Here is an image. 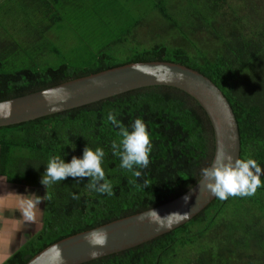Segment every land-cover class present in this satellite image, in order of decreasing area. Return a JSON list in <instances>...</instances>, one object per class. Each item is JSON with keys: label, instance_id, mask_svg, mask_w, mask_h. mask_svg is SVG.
<instances>
[{"label": "trees", "instance_id": "1", "mask_svg": "<svg viewBox=\"0 0 264 264\" xmlns=\"http://www.w3.org/2000/svg\"><path fill=\"white\" fill-rule=\"evenodd\" d=\"M113 1L126 6L120 7L128 17L124 29L111 34L110 40L80 65L7 72L3 69L6 62L1 60L0 101L128 63L180 64L210 79L224 94L239 127L240 158H253L264 169V0H158L151 8L163 22L156 25V33L164 37L156 34V40L144 48L136 47L143 42L131 43L141 8L127 6V0ZM57 7L59 11V6H51V16L41 21L47 33L51 26L60 27ZM95 7L102 10L108 6ZM64 8L61 6L65 12ZM23 22L28 24L25 19ZM114 26L108 30L112 32ZM123 41L126 49L120 61L116 57ZM109 112L130 130L136 118L147 125L152 151L149 166L136 169L142 172L139 178L121 168L120 158L112 152L113 141L119 142L121 137L119 128L106 122ZM57 132L63 143L52 135ZM86 146L105 150L102 168L114 194L88 189L90 177H68L51 185L40 231L3 264H26L61 239L179 198L200 181L201 170L212 164L215 154L213 129L197 103L178 89L151 86L0 127V176L11 184L36 185L50 155L59 154L68 163L73 156L82 158ZM257 190L264 198V176ZM84 264H264V203L256 205L247 197L216 199L173 232Z\"/></svg>", "mask_w": 264, "mask_h": 264}, {"label": "water", "instance_id": "2", "mask_svg": "<svg viewBox=\"0 0 264 264\" xmlns=\"http://www.w3.org/2000/svg\"><path fill=\"white\" fill-rule=\"evenodd\" d=\"M177 72L183 73V79L176 78ZM151 86L178 89L197 103L214 132L213 161L221 149L232 155L234 159L240 158L239 127L233 109L224 94L210 79L198 71L165 61L128 63L72 79L41 91L0 101V116L10 112L8 118H0V127L33 121ZM58 89H63V92L53 97L54 103H49L43 92ZM53 106L58 107L59 110L52 111ZM201 179L184 195L154 208L161 216L156 221L147 218L146 214L151 211L149 210L91 231L80 232L47 246L26 264H84L124 252L173 232L194 220L217 199L202 188ZM186 196L189 197L187 201L184 199ZM173 212L178 214L166 217ZM141 217L144 218L141 219ZM94 230L107 233L106 246L93 249L85 240V236ZM94 250L98 253L95 257L90 255ZM57 253L59 259H57Z\"/></svg>", "mask_w": 264, "mask_h": 264}, {"label": "rangeland", "instance_id": "3", "mask_svg": "<svg viewBox=\"0 0 264 264\" xmlns=\"http://www.w3.org/2000/svg\"><path fill=\"white\" fill-rule=\"evenodd\" d=\"M157 1L127 0V6L141 8L140 10L137 9V15L140 14V19L137 24L138 29L131 40L134 46L140 42L144 43L143 46H136L137 48L148 47L157 38L156 25L163 23L157 16V12L151 8ZM174 1L177 2V0ZM120 2L115 5L113 0H68L66 8H64L66 9L65 12L61 10V6H59V11L58 7L56 8V13L60 14V27L51 26L48 33L41 26V19L37 17L30 20L31 23L21 25L18 22V17L14 18L11 14L0 16V63L3 65L1 60L6 62L3 69L7 72H13V70L32 69V67L44 69L58 67L61 64L80 65L83 60L96 54L103 42L110 40L111 34L117 35L124 29L128 17L126 16V9L121 12L120 7L126 8V6H120ZM95 6L108 7L100 10ZM10 8L14 9L13 6H10ZM52 13L54 14V10ZM111 25H115L112 32L108 30ZM161 36L164 37L162 33ZM124 40H126V37ZM123 42L120 46L119 55L116 57L120 61L124 59L122 55L126 49V42ZM43 43H46L44 48ZM38 50H42V52L37 54ZM32 61H34L33 64ZM52 135L63 143V139L58 132ZM24 153L26 154V152ZM29 194H36L40 197L46 195V186L41 183V179L36 185H25L20 188V195L26 196ZM247 198L256 205L264 203V198L258 190L255 195ZM43 206L44 201L39 205L41 211ZM39 223L38 225L37 223L36 225L31 223L26 226L21 224L17 238H22V243H24L30 237V232L35 231L37 228V231H39ZM171 258H173L172 255Z\"/></svg>", "mask_w": 264, "mask_h": 264}, {"label": "clouds", "instance_id": "4", "mask_svg": "<svg viewBox=\"0 0 264 264\" xmlns=\"http://www.w3.org/2000/svg\"><path fill=\"white\" fill-rule=\"evenodd\" d=\"M135 67V66H134ZM177 79H183V73H175ZM94 83H99L94 81ZM63 92V89L45 90L43 95L49 101L54 103L53 97ZM52 111L59 110L53 106ZM10 112L4 113L0 118H8ZM106 122L119 128V142L113 141L111 148L115 156L120 158V167L132 172L137 178L141 177L142 172L136 169H146L150 164V153L152 151L150 133L147 125L142 118H136L129 127L124 126L117 120L116 116L109 112ZM105 157V150L102 147L93 149L86 146L83 150L82 158L73 156L71 162L66 163L59 154L50 155L46 163V171L42 176L41 183L46 186L47 194L40 197L36 194L19 195L17 210L25 222L36 223L42 211L39 207L42 201L51 199L48 188L68 177L85 178L90 177L86 187L100 194L113 195V186L111 181L106 178L105 170L102 168V160ZM264 169L253 158L234 159L232 155L222 149L218 151L213 163L201 170L200 185L220 200H227L231 197H251L255 195L257 189L261 186V175ZM146 186L148 182L145 181ZM78 198V197H74ZM185 201L189 199L186 196ZM177 212L170 213L166 217L177 215ZM147 218L156 221L161 216L153 208L146 214ZM144 217H141L143 219ZM85 240L92 246L104 247L107 244V233L101 230H94L85 236ZM98 253L94 250L90 253L95 257ZM57 259L59 254L57 253Z\"/></svg>", "mask_w": 264, "mask_h": 264}, {"label": "crops", "instance_id": "5", "mask_svg": "<svg viewBox=\"0 0 264 264\" xmlns=\"http://www.w3.org/2000/svg\"><path fill=\"white\" fill-rule=\"evenodd\" d=\"M67 3L68 0H0V16L11 14L14 18L18 17V22L21 25H26L23 22L24 19L27 23H31L30 20L36 17L41 21L49 19L53 8L51 6H66ZM10 6H13L14 9H11ZM22 187V185L8 183L3 176H0V264L6 262L41 229L42 213L36 222L37 225L40 222L39 231H37V228L35 231L30 232V237L24 243H22V238H17L19 226L21 224L23 226L31 224L25 222L21 217V213L17 210L19 197L16 194L20 195V188ZM36 223L33 225H36Z\"/></svg>", "mask_w": 264, "mask_h": 264}]
</instances>
